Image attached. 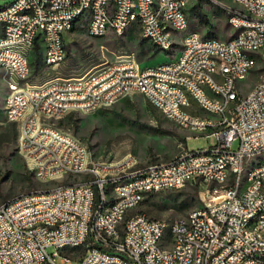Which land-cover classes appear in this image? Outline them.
<instances>
[{
	"label": "built area",
	"instance_id": "2783aa9c",
	"mask_svg": "<svg viewBox=\"0 0 264 264\" xmlns=\"http://www.w3.org/2000/svg\"><path fill=\"white\" fill-rule=\"evenodd\" d=\"M242 8L230 10V18L235 26V41L215 37L210 43L196 41V33H186L184 19H180V3L186 0H163L159 7H148V0H17L11 14L0 15V67L9 64L14 67L13 95L18 99V109L8 108L5 116L19 126L21 119H29V126L38 116H22L21 106L31 104L24 100L18 72L28 71L18 53L8 51L11 39H31L38 45L43 62L48 67L59 64L60 40H66L68 17L72 11L87 16L88 7H95L94 21H88L87 29L103 37V20L116 19L118 35L125 22V11L143 7L150 12L147 19V37H143L159 48L169 52V31L178 29L183 37H190V49L185 53H175L170 66L136 65L109 61L119 66L114 79H123L120 91H105L94 87V97L76 98L73 91V77L53 76L47 78L42 111L54 113L57 108L72 110L80 103H91L96 111L105 105V100L116 94L140 93L151 104H162L166 111L192 122L199 128L210 125L217 142L203 150H183L171 161L141 164L129 154L116 160L115 166H107V160L91 162L88 147L68 132V138H75L83 146L84 160L80 175H73V169L65 165L63 152L50 140V136L37 138L20 130L19 138H25V146L33 149L60 151L55 160L53 175L57 168H65L67 179L61 180L56 191H32L17 195L2 202L0 208V264H126L119 261L117 250L129 254L133 264H264V166L254 170L252 181L246 182L244 195L234 191L235 177L230 190L222 191V175L230 168L240 167L247 157L260 156L264 152V82L260 90H254L239 105L231 108L227 123H219L223 99L237 98L240 86L239 75L242 68L252 58L244 57V48L261 51L264 58V0H241ZM121 2L122 12L113 10V3ZM9 4V3H7ZM22 6L34 7V16L18 19L15 9ZM157 12H166L169 24L157 19ZM135 18V25L137 16ZM242 21H251L253 31L242 28ZM213 51H221L233 59L236 76H228L226 81L210 78L214 68ZM68 56V53H67ZM222 68H225L222 64ZM182 69L197 71V79L180 78ZM262 71V69H255ZM108 72V71H107ZM105 73V72H103ZM254 73V72H252ZM87 77L83 84H90ZM49 83H57L56 91H48ZM176 84L189 85L204 101L202 111H210V119L185 117V97L176 91ZM47 124V123H45ZM51 126V131L58 130ZM25 146H18L19 152ZM74 156L75 153H74ZM31 161H34L31 158ZM32 174L45 175V165L29 168ZM98 164H105V172H98ZM52 175H50V181ZM179 182L193 184L199 182L204 190L203 209H192L184 217L173 222L149 218L145 214H132V202H143L151 192L179 189ZM110 183H118L120 198L109 197ZM100 198H108L107 206H99ZM262 212L259 223L242 228L245 214ZM132 214V215H131ZM170 233H184V241L178 246L157 248V239ZM52 248V251L50 249ZM83 248V252L80 249ZM76 260V262H73Z\"/></svg>",
	"mask_w": 264,
	"mask_h": 264
},
{
	"label": "rangeland",
	"instance_id": "374dc122",
	"mask_svg": "<svg viewBox=\"0 0 264 264\" xmlns=\"http://www.w3.org/2000/svg\"><path fill=\"white\" fill-rule=\"evenodd\" d=\"M12 1L0 0V6ZM232 7L234 4L228 0H191L187 10L190 25L186 33L199 31L205 37L232 38L235 33L229 21ZM86 26V22H79L75 29L66 35L67 53H69L56 67L46 66L41 58L39 72L35 73L38 58L37 49L33 50L29 56L30 68L33 72L23 85L39 84L53 76L83 75L99 64L114 61L121 55H128L145 67L168 62L175 53L182 52L180 46H174L169 50V54L162 52L151 42L143 39L138 23L130 25L122 35L114 34L110 29L103 37L88 34ZM262 67V64H259L256 69ZM252 72L246 78L239 80L238 89L243 95L249 93L261 79V72ZM7 86L6 71L1 68L0 203L7 202L22 193L45 189L58 182L53 179L38 180L29 171L25 158L18 150L22 120L19 130L17 123L8 121L5 116L3 103L5 99L7 106L10 93L9 88L7 91ZM52 122L77 137L95 158L107 161L118 160L126 154H131L136 155L143 165L164 163L173 160L183 150L184 145L189 150L198 151L217 142L213 135L195 134L179 129L163 115L161 110L158 114L154 113L147 99L137 92L127 94L94 112L73 111L60 118L53 117ZM253 159H264V153ZM29 168L33 167L29 165ZM205 198V192L199 182L187 186L185 184L179 189L148 193L132 214H145L149 218L164 219L171 223L186 216L193 208L202 207ZM166 235H170V229L166 231ZM83 250L80 249L82 252Z\"/></svg>",
	"mask_w": 264,
	"mask_h": 264
},
{
	"label": "bare ground",
	"instance_id": "6f19581e",
	"mask_svg": "<svg viewBox=\"0 0 264 264\" xmlns=\"http://www.w3.org/2000/svg\"><path fill=\"white\" fill-rule=\"evenodd\" d=\"M112 1V0H105ZM234 4L231 10H238L242 8L241 0H228ZM163 0H148V7H159L161 6ZM44 3H52V0H44ZM191 0H186V2L180 3V19H184V25L186 29L189 28V20L187 15V10ZM12 6H17V0H13L4 6H0V15L11 14ZM113 10L115 12H122L121 2L113 3ZM137 16L136 23L140 25L142 35L147 37V19H150V12H146L143 7H134L131 9H126L125 11V22L119 30V35H122L127 31L130 25L135 24V18ZM15 16L18 19H28L34 16V7L22 6L15 9ZM95 18V7H88L87 16H82L79 11H72L68 17L67 34L72 32L79 22L94 21ZM157 19L162 24H169V17H167L166 12H157ZM230 24L232 28L235 29L233 19L230 18ZM242 28L246 31H253V23L251 21H242ZM112 30L114 34L118 35V26H116V19L103 20V36L108 34L109 30ZM88 34L93 36H98L93 30L87 29ZM197 31H188L187 33H195ZM178 29H170L169 31V50L174 46H180L182 52H188L190 49V37H183ZM215 39L212 36H204L199 32L196 33V41L199 43H210ZM226 41H235V34L230 39ZM38 45L33 43L31 39H11L8 43V51L18 53L23 59L26 69L31 71L30 68V53L37 49ZM39 49V48H38ZM67 56V43L66 40H60V52H59V64L66 59ZM244 57L252 58V62L247 63V68H242L239 80L246 78V76L255 71L259 64H262L261 79L256 83L255 87L246 95H243L237 91V98L223 99L221 104V112L219 114V123H227V116L231 115V108L239 105V100H245L246 96L250 95L254 90L261 89V83L264 82V58L261 51H255V48H244ZM214 68L217 71H210V78H216V81H226L228 76H236V69L233 68V59L228 55H221V51H213ZM117 63H125V55H121L116 59ZM222 64L225 68H222ZM136 61L126 55V66H134ZM158 66H170V61L157 64ZM6 71V80L10 93L7 98V107L11 109H18V99L13 95L12 84L9 81L11 77H14V67L9 66V64H2L1 67ZM108 71V72H107ZM105 72V73H103ZM119 73V66L116 64H111L109 61L99 64L95 69L79 76H73V91L76 93V98H84V93L86 97H94V87L98 89H105V91H120L123 87V79H114L113 75ZM30 73L18 72L17 80L21 81V90L24 93V100L31 102V104H24L21 106L22 116H30L31 114L38 116L40 122H36L29 126V119H23L21 124V130H27V134H35L37 132V138H45V136H50V140H54V144L63 152V157H65V165H69V169H73V175H80L81 173V163L79 160H84V150L80 143L75 141V138H68V132L63 130L61 127L57 126L52 122L53 117L60 118L64 114L81 111L90 113L91 103H80V106H74L72 110H67L64 108H57L54 113H47V111H42L45 107V100H38V95H44V88H37V93L35 90H31L33 87H46L47 79L39 84H26L23 85L25 80L28 78ZM87 77L94 80H90V84H83V81ZM180 78L187 79H197V71L191 69H182L180 71ZM57 83H49L48 91H56ZM176 91H180L182 96L185 97V103L187 106L185 108V117L194 119H210V111H202L199 108H204V101L197 96L196 91L190 88L189 85L176 84ZM125 96V94H116L112 98L105 100V105L114 103L119 98ZM157 107L163 115L172 121L175 125L190 131L195 134H210L211 126L202 125L200 128L197 125H192V122L186 121L184 118L178 117L175 114H170L166 111V106L162 104H152ZM47 123V124H45ZM54 125L58 130L51 131V126ZM72 135V134H71ZM188 136V135H187ZM18 146H25V138H19ZM60 151L58 150H47V149H33L32 146H25V150L21 152L26 161H29V165L33 168H37V165H45V175H40V179L50 180V175L54 181H58L56 184L46 187L45 189L35 190V191H56L60 188L61 180L67 179V172L65 168H57L56 175H53V167H55V160L60 158ZM74 153L76 156H74ZM261 152L260 154H263ZM88 155H90L91 162L100 163V160L95 158L88 149ZM131 155V154H129ZM135 160H139L135 155H131ZM33 158L34 161H31ZM255 156L247 157L240 167V173L237 174V168H230L229 171H224L222 175V191H229L232 177H235L234 191L237 195H244V189L246 182L252 181V173L254 170H260L261 166H264V159L255 160ZM253 160V161H252ZM252 161V162H250ZM116 160L107 161V166H115ZM98 172H105V164H98ZM38 178V174H34ZM51 179V180H52ZM186 182H179V188L185 185ZM109 197L120 198V191L118 190V183H110ZM142 202H132L131 210H134ZM108 198H100L99 206H107ZM0 208H2V203H0ZM194 209H203L202 207H196ZM262 219V212H253L252 214H245L242 219V228H249L253 223H259ZM184 241V233H170L169 236H161V239H157V248H165V244L169 246H178ZM117 257L119 261L126 262V264H133V261H129V254H124V250H117ZM172 264H179V260H172Z\"/></svg>",
	"mask_w": 264,
	"mask_h": 264
},
{
	"label": "trees",
	"instance_id": "16d2710c",
	"mask_svg": "<svg viewBox=\"0 0 264 264\" xmlns=\"http://www.w3.org/2000/svg\"><path fill=\"white\" fill-rule=\"evenodd\" d=\"M144 40H147V39H145V38H143ZM37 67H36V69L34 70V72L35 73H37V72H39V61H40V59L42 58V56H41V53L39 52V50H38V47H37ZM69 53V52H68ZM150 106H151V108H152V110H153V112L154 113H156V114H158L159 113V109L157 108V107H155L154 105H152L151 103H150Z\"/></svg>",
	"mask_w": 264,
	"mask_h": 264
},
{
	"label": "crops",
	"instance_id": "0c3cea01",
	"mask_svg": "<svg viewBox=\"0 0 264 264\" xmlns=\"http://www.w3.org/2000/svg\"><path fill=\"white\" fill-rule=\"evenodd\" d=\"M0 70H1V68H0ZM3 70V69H2ZM7 91H8V86H7ZM8 93V92H7ZM7 93H6V95H7ZM5 98H6V96H5ZM3 104H5V99H4V103ZM21 120H23V119H21ZM170 121V120H169ZM173 123V122H172ZM174 124V123H173ZM175 125V124H174ZM175 126H177V125H175ZM178 127V126H177ZM179 129H181V130H183V131H187V130H185V129H183V128H180V127H178ZM136 156V155H135ZM137 157V156H136ZM138 158V157H137Z\"/></svg>",
	"mask_w": 264,
	"mask_h": 264
}]
</instances>
